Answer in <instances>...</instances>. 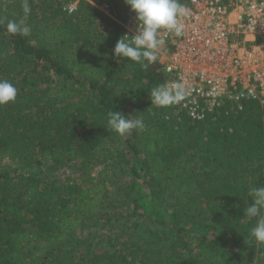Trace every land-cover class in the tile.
Returning a JSON list of instances; mask_svg holds the SVG:
<instances>
[{"label": "trees", "instance_id": "1", "mask_svg": "<svg viewBox=\"0 0 264 264\" xmlns=\"http://www.w3.org/2000/svg\"><path fill=\"white\" fill-rule=\"evenodd\" d=\"M28 2L23 37L5 28L23 0H0V78L18 90L0 106V264H264L244 211L264 186V103L199 121L151 105L161 66L113 57L124 0ZM109 111L145 127L110 132ZM68 164L81 181L56 176Z\"/></svg>", "mask_w": 264, "mask_h": 264}, {"label": "built area", "instance_id": "2", "mask_svg": "<svg viewBox=\"0 0 264 264\" xmlns=\"http://www.w3.org/2000/svg\"><path fill=\"white\" fill-rule=\"evenodd\" d=\"M190 15L184 32L162 31L158 63L163 84L181 82L188 95L169 107L191 121L202 120L228 102L238 108L244 100L264 103V0H179ZM109 14L106 0L91 2ZM77 1L62 7L71 14ZM136 13L129 7L120 21L124 35H134ZM131 39V37H127Z\"/></svg>", "mask_w": 264, "mask_h": 264}, {"label": "clouds", "instance_id": "3", "mask_svg": "<svg viewBox=\"0 0 264 264\" xmlns=\"http://www.w3.org/2000/svg\"><path fill=\"white\" fill-rule=\"evenodd\" d=\"M130 9L136 13L137 29L134 35L121 36L113 49L115 59H128L142 66L154 63L164 41L159 38L162 31L181 36L184 32L182 20L190 15V10L179 0H124ZM24 16L19 20H9L5 24L6 31L12 35L27 37L31 28L26 23L31 12L28 0L22 3ZM4 21L0 20V24ZM131 37V39H127ZM18 90L14 83L0 78V106L14 102ZM188 90L181 82L158 85L150 93L151 105L168 107L181 102ZM141 119L129 120L119 111L107 113V129L123 136L130 134L133 129L143 130ZM248 196L253 204L245 208V217L255 219V225L249 230L250 238L264 245V186L250 188Z\"/></svg>", "mask_w": 264, "mask_h": 264}, {"label": "rangeland", "instance_id": "4", "mask_svg": "<svg viewBox=\"0 0 264 264\" xmlns=\"http://www.w3.org/2000/svg\"><path fill=\"white\" fill-rule=\"evenodd\" d=\"M123 149V148H122ZM101 167V165H97V166H94L92 169H91V174L92 175H95L99 168ZM127 169V168H126ZM56 176L58 178H60L62 181H73V182H76V181H81V177L83 176V174L77 169V167L75 165H72V164H68L66 165L65 167L61 168L57 173H56ZM131 179V174L127 171L123 176L119 177L118 178V183L119 185L121 186H125L128 184L129 180ZM110 190L111 191H115L116 188L113 187V186H110ZM114 211H117V212H121V214L123 216H126L127 213H129V210L124 207L123 205L121 206H117ZM114 221V218L110 219L108 222V227H111L112 222ZM114 226V225H113ZM114 230H118V227L115 226V228H113ZM196 237V236H195ZM193 238L191 240L192 244H194V241L196 240V238Z\"/></svg>", "mask_w": 264, "mask_h": 264}]
</instances>
